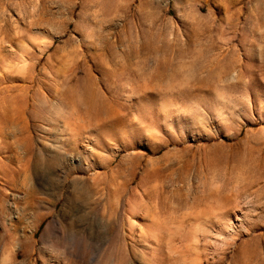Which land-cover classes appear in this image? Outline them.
Returning <instances> with one entry per match:
<instances>
[{"label":"rangeland","instance_id":"1","mask_svg":"<svg viewBox=\"0 0 264 264\" xmlns=\"http://www.w3.org/2000/svg\"><path fill=\"white\" fill-rule=\"evenodd\" d=\"M0 264H264V0H0Z\"/></svg>","mask_w":264,"mask_h":264}]
</instances>
